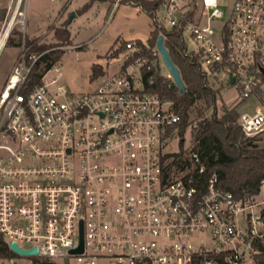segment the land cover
Masks as SVG:
<instances>
[{
  "label": "built area",
  "instance_id": "obj_1",
  "mask_svg": "<svg viewBox=\"0 0 264 264\" xmlns=\"http://www.w3.org/2000/svg\"><path fill=\"white\" fill-rule=\"evenodd\" d=\"M27 1L9 4L6 41L25 30ZM154 1L153 27L180 37L207 86L221 81L238 91L233 104L251 101L239 124L264 136V0ZM21 44L0 92V264H255L264 180L237 197L216 173L199 184L197 150L168 149L181 115L146 90L144 69H160L156 43L125 41L118 69L84 92L68 87L50 49L29 59L25 34Z\"/></svg>",
  "mask_w": 264,
  "mask_h": 264
},
{
  "label": "trees",
  "instance_id": "obj_2",
  "mask_svg": "<svg viewBox=\"0 0 264 264\" xmlns=\"http://www.w3.org/2000/svg\"><path fill=\"white\" fill-rule=\"evenodd\" d=\"M129 1L140 6L150 16L156 7L154 0ZM91 4L92 0L78 9V12H85ZM6 10V8H0V21L3 20ZM161 32L160 29L153 27L148 38L149 42L154 45ZM165 36V44L169 48L174 62L181 70L187 91L181 92L172 79L161 73V69H144V80L147 91L159 92L162 96L170 99L175 111L181 115V121L168 129V133H172L173 129L177 128L180 136L181 152L175 155H182L184 133L191 123V109L198 104V101H202L203 106L197 105V113L200 118L192 127V134L196 142L194 150L198 151L205 165L203 173H196L199 184L204 185L206 180L216 173L219 184L237 197L259 192L264 180V144H259L260 137H245L239 124V105L223 103L220 113L217 112L216 100L219 90L207 86L199 66L182 54L180 37L167 32H165ZM54 37L56 42L47 43L25 35L26 44L29 46L27 57L30 59L33 54L50 49L46 57L59 58L64 50L51 48L71 42V31L66 21L60 26L54 27ZM15 39L19 44L24 39V34L19 28H14L9 35V40ZM115 43H118V39ZM112 53L113 56L119 54L118 48ZM103 73L104 68L101 64H93L92 79H96ZM38 76V72H32L29 82ZM151 80L152 82H150ZM182 162L187 163L186 160ZM261 247V253L254 257L255 264H264V243Z\"/></svg>",
  "mask_w": 264,
  "mask_h": 264
},
{
  "label": "rangeland",
  "instance_id": "obj_3",
  "mask_svg": "<svg viewBox=\"0 0 264 264\" xmlns=\"http://www.w3.org/2000/svg\"><path fill=\"white\" fill-rule=\"evenodd\" d=\"M64 1L28 0L26 28L21 30L28 37L38 38L41 42H56L54 27L60 26L63 21L67 22V26L71 31V42L53 48L63 51V48L60 47L70 46L62 52L59 63L62 67L65 82L74 92H84L95 87L96 82L92 79L93 64H101L107 74L115 72L119 67V62L113 57L112 52L116 48L119 52H124V42L127 40L147 41L153 29L150 14L129 0H120L114 10V0H92L91 6L83 13H76L75 7H79L90 0H71V12L60 16ZM14 2L15 0H0V7L7 8L9 4L12 6ZM220 4L227 5L228 0H220ZM7 17L8 9L3 20L0 21V33ZM15 28H19V26L17 25ZM117 39L118 43H115ZM77 43L83 45L72 47ZM190 45L194 46V43L190 42ZM22 49V44H19L16 39L13 41L8 39L0 51V92ZM159 67L163 75L169 73L162 58H160ZM220 83L221 81L215 84V88L219 90L216 100V108L219 113L223 103H235L238 95L236 88L233 86L226 87ZM250 102L239 104L238 110L240 112L245 110ZM197 105L203 106V102L198 101ZM197 105L190 112L191 123L184 133L181 157L187 158L196 144L192 127L200 118L197 113ZM258 142L264 144V136L260 137ZM168 149L181 152L180 136L178 134L173 135ZM261 189L264 191V186Z\"/></svg>",
  "mask_w": 264,
  "mask_h": 264
},
{
  "label": "water",
  "instance_id": "obj_4",
  "mask_svg": "<svg viewBox=\"0 0 264 264\" xmlns=\"http://www.w3.org/2000/svg\"><path fill=\"white\" fill-rule=\"evenodd\" d=\"M156 46L160 52L161 58L166 68L169 71L170 76L172 77L173 82L180 89L181 92L185 93L187 91L185 81L182 77L180 68L174 62L171 56V53L169 51V48L165 44L164 34L161 33L158 35L156 39ZM231 81L233 82V78L231 79ZM82 247H83V244H81V246L77 250L81 251ZM12 248L21 254H35L38 252L37 248L31 249V250L21 249L17 246L16 243H12Z\"/></svg>",
  "mask_w": 264,
  "mask_h": 264
},
{
  "label": "crops",
  "instance_id": "obj_5",
  "mask_svg": "<svg viewBox=\"0 0 264 264\" xmlns=\"http://www.w3.org/2000/svg\"><path fill=\"white\" fill-rule=\"evenodd\" d=\"M86 3H87V2H86ZM86 3H84V4H86ZM71 4H72V3H71V0H65V1H64V4H63V6H62V9L60 10V16H62V14L70 13V12H71ZM84 4H83V5H84ZM83 5H81V6H79V7L76 6V7H75V9H76L75 12H76V13H79V12H78V9H80ZM0 8H3V9H4V7H0ZM7 8H8V7H7ZM7 8H6V9H7ZM63 22H64V21H63ZM61 23H62V22H61ZM50 26H51V25H50ZM31 38H35V37H31ZM77 44H79V43H77ZM74 45H76V44H74ZM1 50H2V49H1ZM1 50H0V51H1Z\"/></svg>",
  "mask_w": 264,
  "mask_h": 264
},
{
  "label": "bare ground",
  "instance_id": "obj_6",
  "mask_svg": "<svg viewBox=\"0 0 264 264\" xmlns=\"http://www.w3.org/2000/svg\"><path fill=\"white\" fill-rule=\"evenodd\" d=\"M6 34H7V32L4 34V35H2L1 37H0V50L4 47V45H5V41H6Z\"/></svg>",
  "mask_w": 264,
  "mask_h": 264
}]
</instances>
